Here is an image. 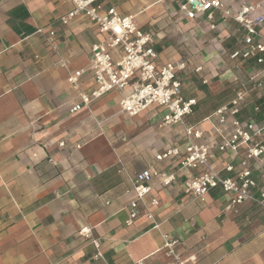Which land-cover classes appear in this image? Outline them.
Listing matches in <instances>:
<instances>
[{
	"label": "crops",
	"instance_id": "1",
	"mask_svg": "<svg viewBox=\"0 0 264 264\" xmlns=\"http://www.w3.org/2000/svg\"><path fill=\"white\" fill-rule=\"evenodd\" d=\"M221 2L231 10L241 2L264 8V0ZM104 5L135 16L139 29L154 31L159 61L185 64L179 73L182 96L196 100L186 123L213 146L209 166L231 177L222 169L237 170L242 152L217 150L219 140L203 119L233 97L235 91H223L229 83L235 82L233 90L244 85L222 57L239 47L243 30L218 18L211 30L203 16L187 20L160 0H104ZM70 9L68 0H0V264H176L166 254L165 235L178 240L180 260L194 257L192 264H264L262 214L246 222L248 212H259L256 206L245 201L225 211L227 196L219 187L203 200L191 198L183 193L177 162L155 161L167 148L184 145L181 126L161 125V109L150 106L130 117L120 112L122 94L111 91L70 112L94 81L85 71L75 89L67 77L88 68L92 45L103 39L82 17L60 24ZM38 28L54 32L52 46ZM251 64L246 79L258 69ZM197 67L202 70L195 72ZM247 103L260 106L252 119L262 123L264 92ZM239 118L248 119L245 110ZM146 170L166 171L176 180L150 184L145 201H159L152 209L158 228L145 218L141 202L126 226V209L135 199L129 176ZM253 176L257 197L264 181L258 172ZM92 240L100 244L99 258Z\"/></svg>",
	"mask_w": 264,
	"mask_h": 264
},
{
	"label": "built area",
	"instance_id": "2",
	"mask_svg": "<svg viewBox=\"0 0 264 264\" xmlns=\"http://www.w3.org/2000/svg\"><path fill=\"white\" fill-rule=\"evenodd\" d=\"M160 1L164 4L174 3L177 12L187 20L195 21L203 16L211 30L216 29L215 21L218 18L221 24L234 22L244 32L239 47L230 53L229 58L252 61L258 66L256 71L248 75L247 82L251 88L242 85L227 103L203 119L209 123L213 135L219 140L216 143L217 150L234 154L242 152L238 169L235 170L231 165L223 167V171L233 173L231 177H223L220 172L214 171L208 163L213 146L205 144L203 134L186 123V118L193 114L196 100L184 99L182 96L179 73L185 70V64L159 61L154 31L139 29L135 16L124 15L113 6H105L104 0H68L71 9L59 18L60 24L67 25L82 17L103 36L102 41L91 47L88 68L72 71L67 77V82L75 89L85 71L94 81L91 92L78 94L79 103L71 107L70 112L89 107L111 91L122 94L120 112L130 117L145 112L150 106L158 107L164 112L162 126L182 127L184 145L182 149L178 146L167 148L155 156V161L177 162L178 173L184 177L183 193L203 200L210 189L219 187L227 196L225 211L234 212L248 201L258 208L264 220V188L259 190L257 197L253 194V190L258 188L254 172H258L264 181V121L256 123L252 118H239L248 99L253 95L260 98L264 88V8L260 4L241 2L236 10H231L221 0ZM36 33L52 46L55 37L53 31L46 34L38 28ZM58 63L65 66L62 61ZM201 70V67H197L195 72ZM253 113H261L259 105L253 106ZM175 180V174L158 170H146L129 176L135 199L127 206L125 225H132L138 215V203L141 202L145 218L151 222L152 228H158L152 209L159 205V201L156 198L145 201L151 190L150 184L157 181L169 186ZM250 220V216H246V222ZM87 233L86 229L80 231L83 236H87ZM163 240L167 256L176 264L194 262V257L180 260L176 251L178 240L167 235L163 236ZM91 243L97 250L95 258L101 257L100 244L96 240Z\"/></svg>",
	"mask_w": 264,
	"mask_h": 264
},
{
	"label": "rangeland",
	"instance_id": "3",
	"mask_svg": "<svg viewBox=\"0 0 264 264\" xmlns=\"http://www.w3.org/2000/svg\"><path fill=\"white\" fill-rule=\"evenodd\" d=\"M175 5L174 3H172ZM176 6V5H175ZM177 11V10H176ZM238 45L237 41L235 42V46ZM224 59V64L227 66V68L231 69L236 75L242 76V78L245 80L243 83L246 88H251V86L247 82V71L249 70L248 68L252 66L251 61H243L241 59H230L229 55H223L222 56ZM229 87H226L223 91L228 92L227 95H231L235 90V82H231L228 84ZM240 87V86H239ZM264 88L261 90L260 94L263 95ZM245 116H247V113L245 111Z\"/></svg>",
	"mask_w": 264,
	"mask_h": 264
},
{
	"label": "trees",
	"instance_id": "4",
	"mask_svg": "<svg viewBox=\"0 0 264 264\" xmlns=\"http://www.w3.org/2000/svg\"><path fill=\"white\" fill-rule=\"evenodd\" d=\"M227 103V102H226ZM225 104V103H224ZM221 106V105H220ZM218 108V107H217ZM216 108V109H217ZM215 109V110H216ZM246 111V113H247V117L248 118H252L253 117V115H254V113H253V107H252V105H249L248 103H246L244 106H243V108H242V111ZM260 212H256V214H254V212L251 214V212H248V215L250 216V218L252 219L255 215L257 216L258 214H259Z\"/></svg>",
	"mask_w": 264,
	"mask_h": 264
}]
</instances>
